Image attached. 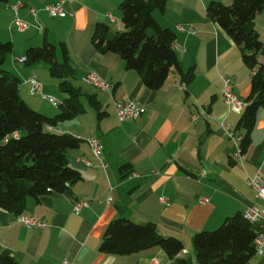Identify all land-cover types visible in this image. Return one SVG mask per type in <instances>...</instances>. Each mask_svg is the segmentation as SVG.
Listing matches in <instances>:
<instances>
[{
	"label": "crops",
	"instance_id": "1",
	"mask_svg": "<svg viewBox=\"0 0 264 264\" xmlns=\"http://www.w3.org/2000/svg\"><path fill=\"white\" fill-rule=\"evenodd\" d=\"M18 1L24 2L18 16L29 23L25 30L18 28L11 8ZM58 1L8 0L0 4V38L13 43L4 67L21 79V98L33 109L54 117L61 111L59 105L30 93L29 78L36 75L42 78L38 79L45 94H58L47 63L27 64L17 58L30 47L49 41L57 46L61 62V45L65 44L75 70L70 79L82 91L81 106L76 116L48 130L98 137L103 151L96 157L84 139L68 150L69 164L81 173L72 194L29 196L22 214L0 207V255L7 251L19 264H59L65 258H74L79 264H150L154 259L158 264H176V258H187L190 264H199L194 245L197 232L216 229L227 216L264 204L247 183L257 172H264V105L258 110L243 163L234 157L236 139L222 125L234 129L236 135L246 133L241 126L243 114L230 111L224 100L223 78H230L234 92L247 101L255 69L244 63L241 47L207 15L212 0H168L166 10L155 11L154 16L161 26L177 32L174 48L182 69L193 68L194 75L183 89L182 75L173 69L162 87L148 88L138 71L125 67L121 55L102 53L91 41L98 22L112 29L107 13L121 23V0H70L66 8L73 15L52 17L44 7ZM31 7L38 10L37 16L30 12ZM253 25L263 41L258 58L264 64V9ZM179 26L194 32L181 31ZM88 71L100 73L113 89L102 90L85 82ZM58 97L62 102L67 94ZM118 100H133L145 112L120 122ZM100 111L105 112L101 117ZM194 113L201 114L197 122L192 120ZM132 173L137 175L130 177ZM80 200L89 204L77 210ZM20 215L43 220L46 225L29 227L20 221ZM117 217L139 224L155 222L161 235L179 238L184 249L174 258L160 246L130 255L102 252L106 228ZM246 264H264V253L253 255Z\"/></svg>",
	"mask_w": 264,
	"mask_h": 264
},
{
	"label": "trees",
	"instance_id": "2",
	"mask_svg": "<svg viewBox=\"0 0 264 264\" xmlns=\"http://www.w3.org/2000/svg\"><path fill=\"white\" fill-rule=\"evenodd\" d=\"M8 0H0V4ZM168 0H121V29L112 30L98 22L91 41L102 53L114 52L123 58L125 67L140 73L146 87L159 89L173 69L188 83L194 69L184 72L174 48L177 32L163 27L154 16L164 12ZM264 9V0H232L226 4L212 0L207 15L217 22L241 47L244 63L255 69L247 107L242 113L241 126L246 129L241 146L245 152L251 142L257 113L264 105V64L258 55L263 47L253 20ZM63 61L57 59V46L45 41L30 47L25 63H47L51 74L59 79V88L67 94L54 117L33 109L19 94L21 79L4 67L13 50L11 41L0 38V207L22 214L27 197L73 193L72 186L81 173L67 159L69 149L81 141L69 133H57L46 128L76 116L81 106L82 91L70 79L74 76L69 51L62 44ZM99 112V116L104 115ZM257 228L238 211L227 216L213 230L195 234L194 245L199 264H246L256 254L254 239ZM154 246L162 247L170 257L184 249L175 236H163L155 222L139 224L126 217H117L107 226L100 250L115 255H130ZM1 264H19L7 251L0 255ZM176 264H190L187 258H176Z\"/></svg>",
	"mask_w": 264,
	"mask_h": 264
},
{
	"label": "built area",
	"instance_id": "3",
	"mask_svg": "<svg viewBox=\"0 0 264 264\" xmlns=\"http://www.w3.org/2000/svg\"><path fill=\"white\" fill-rule=\"evenodd\" d=\"M70 0H60L56 3L47 4L44 9L52 16V17H66L68 15H73V13L69 12L66 8V4ZM24 5L23 1H18L11 5V8L16 14L15 23L17 24L18 28L21 30H25L29 27V23L24 21L18 16L19 9ZM30 12L34 15H38V10L34 7L30 8ZM107 17L109 18L110 22L115 25L116 30L121 29V23L117 19V17L113 13H107ZM179 30L186 31L189 33H193V28H185L183 26H179ZM174 46V45H173ZM17 60L21 63H25L27 60V56H20ZM83 80L96 88L111 91L113 89V85L111 82L106 80L100 73L96 71H88L85 73ZM224 100L228 105L230 111L242 114L246 107L247 102L246 100L241 99L238 95L234 92L233 82L230 78L224 77ZM29 82L31 83L30 93L32 95H41L44 99L49 100L54 105H60V101L53 95L45 94L43 91V84L38 79L36 75H31L29 78ZM187 83L183 81L181 83V88L186 89ZM117 116L120 122H124L130 119H136L140 117L144 112L145 108L139 105L137 102L133 100L123 101L118 100L115 102ZM201 117L200 113H194L192 115V120L194 122L199 121ZM226 134L230 138H235L237 143V150L234 153V157L239 162L243 163L245 161V152L242 149L241 142L243 140V135H236V132L232 128H227L224 123H222ZM47 129H51L50 124H46ZM78 139L86 140L94 153V155L100 158L102 151H103V144L101 139L98 137L90 136L87 138H83L80 135L76 136ZM86 164H90L87 160H84ZM202 174H206L203 172ZM137 174L132 173L130 177L136 176ZM248 185L254 188L257 192V195L264 201V172H257L254 176L250 177L247 181ZM206 198H202L201 201H205ZM87 200H80L76 203L75 208L78 210L82 206L88 205ZM244 217L257 228V235L254 239V245L256 254L262 255L264 253V204L262 206L253 205L246 207L243 210ZM20 221L27 224L29 227H43L46 223L43 220H37L35 218L20 215ZM59 264H79L76 259L74 258H65ZM150 264H158V261L154 259Z\"/></svg>",
	"mask_w": 264,
	"mask_h": 264
},
{
	"label": "rangeland",
	"instance_id": "4",
	"mask_svg": "<svg viewBox=\"0 0 264 264\" xmlns=\"http://www.w3.org/2000/svg\"><path fill=\"white\" fill-rule=\"evenodd\" d=\"M111 27H112V29H115V25L114 24H111ZM42 64H44V63H42ZM47 74H49L48 73V71L46 72ZM39 79H42L40 76L38 77ZM50 78H52V80H55L56 82H57V90H58V94H52L53 96H56V97H58V95H59V97L61 96V97H66V93H64V92H62L61 90H60V88H59V86H58V83H59V81H58V79H56L55 77H52V76H50ZM49 95H51V94H49ZM41 96V95H40ZM58 97V98H59ZM60 99V98H59ZM50 103V102H49ZM51 104V103H50Z\"/></svg>",
	"mask_w": 264,
	"mask_h": 264
}]
</instances>
